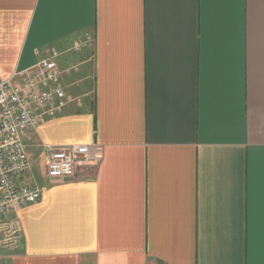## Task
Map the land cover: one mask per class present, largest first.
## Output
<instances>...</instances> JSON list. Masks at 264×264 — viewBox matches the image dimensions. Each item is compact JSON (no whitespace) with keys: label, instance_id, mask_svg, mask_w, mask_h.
Instances as JSON below:
<instances>
[{"label":"crops","instance_id":"1","mask_svg":"<svg viewBox=\"0 0 264 264\" xmlns=\"http://www.w3.org/2000/svg\"><path fill=\"white\" fill-rule=\"evenodd\" d=\"M86 33L0 264H264V0H0V78ZM70 145L97 166L39 187Z\"/></svg>","mask_w":264,"mask_h":264},{"label":"built area","instance_id":"2","mask_svg":"<svg viewBox=\"0 0 264 264\" xmlns=\"http://www.w3.org/2000/svg\"><path fill=\"white\" fill-rule=\"evenodd\" d=\"M91 45L92 36L86 33L63 51L44 50L33 67L7 80L0 78V224L7 215L40 200V189L22 182L30 172L23 137L46 119L62 114L65 92L61 81L80 70L78 63L68 60ZM45 151V179L50 184L73 181L95 168L101 157L86 145L46 146ZM6 226L15 230L13 222Z\"/></svg>","mask_w":264,"mask_h":264},{"label":"rangeland","instance_id":"3","mask_svg":"<svg viewBox=\"0 0 264 264\" xmlns=\"http://www.w3.org/2000/svg\"><path fill=\"white\" fill-rule=\"evenodd\" d=\"M31 175H32L33 181L39 187L43 184L44 181L45 182L47 181L45 180V177H44V167H43L42 162L36 163V164L34 163V165L31 168ZM9 222L10 220L4 219L2 223L0 224V250L1 251H7V249L10 247L9 246L10 243L13 240L17 241L16 239H14V237L16 236V234L13 233L14 231L6 226V224H8Z\"/></svg>","mask_w":264,"mask_h":264}]
</instances>
